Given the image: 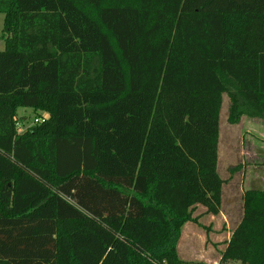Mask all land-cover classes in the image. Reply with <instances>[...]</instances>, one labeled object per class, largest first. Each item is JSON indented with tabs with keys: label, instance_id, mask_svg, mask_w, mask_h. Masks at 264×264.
<instances>
[{
	"label": "trees",
	"instance_id": "trees-1",
	"mask_svg": "<svg viewBox=\"0 0 264 264\" xmlns=\"http://www.w3.org/2000/svg\"><path fill=\"white\" fill-rule=\"evenodd\" d=\"M0 13V264H190L185 225L209 231L223 205L225 95L232 124L264 122V0H0ZM22 108L48 117L19 132ZM243 200L219 264H264V189Z\"/></svg>",
	"mask_w": 264,
	"mask_h": 264
},
{
	"label": "rangeland",
	"instance_id": "rangeland-1",
	"mask_svg": "<svg viewBox=\"0 0 264 264\" xmlns=\"http://www.w3.org/2000/svg\"><path fill=\"white\" fill-rule=\"evenodd\" d=\"M4 20L5 16L0 13V50H3L5 48V37L8 36L4 32ZM228 96V95H227ZM225 95L224 97V105L222 108L221 112V122H222V136H221V145H220V161H219V169L222 174V177H224L227 181L225 190H226V199H228L231 194H232V188H235L236 190L234 194L237 192V194H240L242 196L241 192V183L243 180L246 181L249 176L248 169L249 166H252L253 159L252 157L254 155L249 154V158L247 156V148L251 147V140L256 139L259 141L261 138H264V127L260 121L255 120L256 122L254 123L253 120H251V123L246 120L244 123H239L236 126L230 125V123H227V112L228 108L230 105V99ZM42 116L43 118L48 117L47 112H41L40 115H37L36 113L33 112L32 109L29 108H22L19 112V117H18V123L21 125L19 128V131L23 132L26 130L27 126L31 125L32 122L34 121L35 117ZM31 128V127H30ZM252 137V138H251ZM248 140H250V144H248ZM261 146H257L255 143L254 147L252 146V150L258 152L260 150ZM261 156V153H260ZM254 160H256V157H254ZM257 164L263 163L264 159L259 158L257 159ZM243 165V168H239L238 166ZM238 167L239 169L235 172L233 175L232 169ZM264 176V174H263ZM257 183V181H255ZM253 182V186H256V183ZM261 183L264 185V180H261ZM260 183V186L262 185ZM245 184V182H244ZM264 187V186H263ZM239 192V193H238ZM239 202V200H238ZM235 208L230 210L227 206L224 209V214L225 218L228 219V223H224L223 216H218L216 219H213L214 221L212 222L210 217L206 216L203 219V224L205 225L206 228L204 229L201 227H198L194 225L193 229L192 227L186 228L185 230V236H184V242L186 244H192L188 248V258H199L201 256L203 250H208L209 249V243L207 244V239L208 236L207 234L210 233V243L213 244V238H218L217 234H221V236L226 240L228 236V232L233 231L235 227L238 225L242 218V206L239 205L238 203L234 204ZM223 209V208H222ZM205 211L204 207L199 206L196 215H199ZM219 226V229H215L216 226ZM229 224L230 229H227L225 226ZM228 231V232H227ZM196 244V245H195ZM195 245V252H193V247ZM206 246V249H205ZM212 251V252H211ZM211 251L209 253L214 254V256L217 259V263H219L220 256L217 255L219 253L217 250L214 251V248H211ZM235 264V263H234Z\"/></svg>",
	"mask_w": 264,
	"mask_h": 264
},
{
	"label": "crops",
	"instance_id": "crops-1",
	"mask_svg": "<svg viewBox=\"0 0 264 264\" xmlns=\"http://www.w3.org/2000/svg\"><path fill=\"white\" fill-rule=\"evenodd\" d=\"M224 102H225V100H224ZM224 102H223V105H224ZM229 107H230V105H229ZM222 108H223V106H222ZM221 112H222V109H221ZM227 114H228V116H227V123H230V125H232V126H236L239 123H244V121H246V120H248L250 123H251V120H253L254 123L256 122L255 120H258V122L260 121V123H262V125L264 127V122H263L262 119H260V118H251V117H247V116H243L242 119H241V121L239 123L232 124L229 121V119H228L229 118V108H228ZM222 129H223L222 128V122L220 121L219 161H220V145H221ZM251 141H252L251 142V147L247 148V156L249 158V154L254 155L252 157V159H253V161H252L253 165L252 166H249L250 169H248V172H249L248 179H246V181L243 180L242 183H241L242 196H240V194H237V192L234 194V192L236 190H234L235 188H232V194H231V196L228 199H226L225 186H226V183L228 181L227 180L226 183L224 184V187H223V205H222V208L223 209L221 208V211H220V213L218 215H207L208 217L211 216L210 218H212L211 219L212 222L214 221L213 219H216L218 216L221 215V216L224 217V219H223L224 223H228V219L225 218L226 216L223 213L224 212V209L227 206L230 210H232V209L235 208L234 204H236V203H238L239 205L242 206V214H243L242 215V218H241V220H242L243 217H244V200H243V197H244L245 191L246 190H249V189H256V190L264 189V187H263L264 185L261 183V180L262 179L264 180V176H263V174H264V161H263V163L256 165L257 162H258L257 159L262 158V157L264 159V138H261V140H259V141L256 139L257 142H255V140L254 141L251 140ZM255 143L257 144V146H261L260 149H257V150H260L258 152L252 150V146L254 147ZM248 144H250V140H248ZM260 153H261V156H260ZM254 157H256V160H254ZM241 167L243 168V165L240 164V168ZM235 173H237V172H234L233 175ZM255 181H257V183ZM244 182H245V184H244ZM253 182L256 183V186H253V184H252ZM260 183L262 184L261 186H260ZM238 200H239V202H238ZM204 217H206V216H204ZM241 220H240V222H241ZM202 222H203V219H202ZM240 222L238 223V225L240 224ZM194 225L198 226L197 224H195L193 222H188L185 225L184 229H183L182 237H181L180 242H179V245H178V250H179L180 256L182 257L183 260L189 261L190 264H219V263H217V259L218 258H216L214 256V254L209 253V252L211 251V248H214V251L217 250L219 252V253H217V255L219 254L218 256H220L221 255V252L226 248V245H227L226 243L231 239L232 233H233V231L236 229V227L238 225L235 227V229H233V231H231V232L230 231L229 232L227 231L228 232L227 233L228 236H227V238H225L226 240H224V238H223L224 236L222 237L221 234H217L218 235V238H213V241H214L213 244H211L210 241H208V239L210 237V233L207 234V236H208L207 244L209 243V249L208 250H203V252H202L201 256H199V258H188L189 256H188V251L187 250H188L189 246L193 242L191 244H189V243L186 244L184 242V236H185V231H186L185 229L186 228H189V227H192V229H193ZM198 227H200V226H198ZM225 227L227 229H230L229 224H227ZM215 229H217V230L219 229L218 224H217V226H216ZM195 245L193 247V252L194 253H196L195 252ZM205 249H206V246H205Z\"/></svg>",
	"mask_w": 264,
	"mask_h": 264
},
{
	"label": "built area",
	"instance_id": "built-area-1",
	"mask_svg": "<svg viewBox=\"0 0 264 264\" xmlns=\"http://www.w3.org/2000/svg\"><path fill=\"white\" fill-rule=\"evenodd\" d=\"M45 121V118H43V117H35L34 118V121L32 122V124L31 125H29V126H27V128H26V130L28 129V128H30V127H33L34 125H37V124H40V123H42V122H44ZM17 126H18V130H19V128H20V124L19 123H17ZM25 131V130H24ZM23 131V132H24ZM20 132V131H19ZM22 132V131H21Z\"/></svg>",
	"mask_w": 264,
	"mask_h": 264
}]
</instances>
